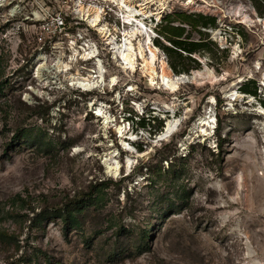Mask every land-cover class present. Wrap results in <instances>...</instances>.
<instances>
[{
  "label": "rangeland",
  "instance_id": "rangeland-1",
  "mask_svg": "<svg viewBox=\"0 0 264 264\" xmlns=\"http://www.w3.org/2000/svg\"><path fill=\"white\" fill-rule=\"evenodd\" d=\"M0 264H264V0H0Z\"/></svg>",
  "mask_w": 264,
  "mask_h": 264
},
{
  "label": "trees",
  "instance_id": "trees-1",
  "mask_svg": "<svg viewBox=\"0 0 264 264\" xmlns=\"http://www.w3.org/2000/svg\"><path fill=\"white\" fill-rule=\"evenodd\" d=\"M179 19L167 20L172 15H167L162 26V30L159 31V35L169 46L163 45L161 42L156 41L154 45L162 49L165 53L168 61L169 68L175 76L189 74L193 70L200 68V61L196 55L203 56V54H209L211 49L209 48V43L202 39V31H198L200 38L197 41L189 40V38L184 37V27L180 25H174L179 22L182 25L190 26L191 28H203L208 29L215 25V20L212 17L201 15V14H184L179 13ZM162 22V23H163ZM252 85V86H250ZM242 93L255 97L257 95V88L253 82H247L244 84ZM144 118L140 119V125L144 127L150 122H157L159 127H163L161 120L159 121L155 117H148L147 123H145ZM102 183L100 185H104ZM65 214V215H64ZM44 216L49 217L51 215L59 216L64 222L68 220V215L65 211L58 210L53 213L45 212Z\"/></svg>",
  "mask_w": 264,
  "mask_h": 264
},
{
  "label": "built area",
  "instance_id": "built-area-1",
  "mask_svg": "<svg viewBox=\"0 0 264 264\" xmlns=\"http://www.w3.org/2000/svg\"><path fill=\"white\" fill-rule=\"evenodd\" d=\"M41 32L45 34H62L65 30V24L60 16L50 17L48 23L40 27Z\"/></svg>",
  "mask_w": 264,
  "mask_h": 264
},
{
  "label": "bare ground",
  "instance_id": "bare-ground-1",
  "mask_svg": "<svg viewBox=\"0 0 264 264\" xmlns=\"http://www.w3.org/2000/svg\"><path fill=\"white\" fill-rule=\"evenodd\" d=\"M141 7V6H140ZM142 11V9L140 10V12H137V13H135L133 16H132V13H131V16H129L130 18L131 17H134V18H136L137 16H143V17H147L146 16V14L144 13V12H141ZM95 14V13H94ZM98 18H99V16H98V14L96 13V15H95V18L92 20V25L95 27V26H98V22H99V20H98ZM122 57H123V59H124V63L126 64V67H125V69L127 68V65H129L130 64V62H131V60H132V56H130V55H126V56H123L122 55ZM87 59H89V58H87ZM147 64H145V66H146ZM152 70V69H151ZM164 76V75H163ZM180 78H182V77H180ZM79 85L80 86H83V85H85V86H83L84 88H86L88 85H86V84H84V83H79ZM176 132V130L175 131H173L172 130V127H169V128H167L165 131H164V133H163V136H162V138H166V137H168V136H170L171 134H174ZM240 179V178H239ZM241 180V179H240ZM240 184H241V182H240ZM239 184V187H241V185Z\"/></svg>",
  "mask_w": 264,
  "mask_h": 264
}]
</instances>
